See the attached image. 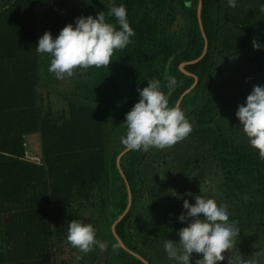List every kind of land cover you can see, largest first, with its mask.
Wrapping results in <instances>:
<instances>
[{"label":"trees","instance_id":"16d2710c","mask_svg":"<svg viewBox=\"0 0 264 264\" xmlns=\"http://www.w3.org/2000/svg\"><path fill=\"white\" fill-rule=\"evenodd\" d=\"M120 3L134 33L130 43L114 50L107 66L74 69L72 96H61L68 108L55 112L40 90L48 82L59 88L69 76L57 80L47 72L48 56L35 51L38 38L46 30L54 38L75 17H95ZM235 4L202 0L207 52L184 66L198 81L179 105L191 132L178 148L128 151L121 157L132 204L115 230L148 264H164L163 240L178 241L177 230L186 226L177 220L186 211L182 201L192 204L194 195L225 205L240 231L235 245L246 248V239H264V159L233 121L250 92L243 90V75L234 67L239 73L254 64L248 82L264 85V48L254 50L251 43L255 39L264 46V14L259 13L264 0ZM197 7L198 0H0V264H69L60 255L65 247L79 251L65 239L72 219L91 223L96 238L106 241L103 250L79 251L80 264H97L98 257L103 264H143L110 231L128 200L116 166L124 150L119 137L125 129L119 128L146 80H160L169 106L194 83L180 65L203 53ZM220 61L233 71L223 80L216 73ZM166 75L176 79L170 91ZM26 152L41 162L26 160ZM140 169L155 171L154 187L144 185ZM205 172L212 175L209 184ZM179 186L189 189L191 198L173 195ZM142 190H149L151 199Z\"/></svg>","mask_w":264,"mask_h":264},{"label":"clouds","instance_id":"9594fccd","mask_svg":"<svg viewBox=\"0 0 264 264\" xmlns=\"http://www.w3.org/2000/svg\"><path fill=\"white\" fill-rule=\"evenodd\" d=\"M227 4L236 6L235 0H227ZM259 13L264 14V4L260 5ZM106 16L115 23L106 20ZM133 35L125 5L110 4L95 17H75L54 38L46 30L38 38L35 51L48 56L47 72L61 80L71 76L76 68L107 66L114 50L123 49ZM251 43L254 50L264 48L255 39ZM146 81L145 87L137 89L138 101L124 116L125 131L119 137L124 150L164 149L184 139L192 130L183 111L178 106H169L160 80ZM165 81L169 91L176 85L172 76L166 75ZM234 115L250 148L264 159V85H253L244 103L237 105ZM192 198V204L183 199L182 209L186 211L177 216L178 221L186 223L176 232L178 241L164 239L163 250L174 264H219L225 259L222 253L234 246L240 231L235 222L229 220L223 204L202 195ZM65 239L80 252L87 253L93 246L105 248V243L96 238L93 225L80 219L67 223ZM193 256L199 259H192ZM228 264H254V261L238 255L229 257Z\"/></svg>","mask_w":264,"mask_h":264},{"label":"rangeland","instance_id":"374dc122","mask_svg":"<svg viewBox=\"0 0 264 264\" xmlns=\"http://www.w3.org/2000/svg\"><path fill=\"white\" fill-rule=\"evenodd\" d=\"M236 61H237V59H236ZM233 62H235V61L233 60ZM223 64H224L223 61H220L219 65H218V68H217V71H216L217 74H221L220 77H221L222 80L224 78L230 76L233 73V71H227V69L224 70ZM254 66H255L254 64H252L249 67L246 65L245 66V70L243 69L244 67L242 66V67H240V72L239 73L236 71V69H237L236 67L237 66L234 67L235 68L234 69L235 70L234 73L239 74V76L241 74L243 75V79H242V81L244 82L243 90L246 89L248 92L251 91L252 85H251L250 82H248L251 77H250V75H247V73L249 72V70H248L249 68H252L251 71H254V69H255ZM238 78H236V81H238V80L240 81V79H238ZM43 81H45V80H43ZM44 83H46V82H44ZM50 88H54V89H56L58 91L56 93V95L53 93L52 90H50ZM72 89H73V86L71 85V78L69 76L63 81V83L61 84V86H59V88H58V86H53V85L50 86V83L48 82L47 83V87L46 88H42L40 90V92L43 95L44 102L48 103V100H49L52 103V107H53L54 111L55 112H60L61 110H65V109L68 108L67 102L63 98H61V96L66 95L68 97H71L72 96L71 95ZM243 90H241V93L244 92ZM246 90H245V92H246ZM184 114H186V113H184ZM233 121L235 123H239L237 118H235V120H233ZM121 125H122V123H121ZM123 129H125V127L122 125V127H120L119 130L121 131ZM180 144H181V140L176 142L172 146L178 148ZM173 153L174 152H172L171 154H173ZM176 153H177V151H176ZM142 155H144V154H142ZM166 159H167V162L168 161L170 162V157H166ZM155 167L156 166H154V168ZM161 168H163V167H161ZM205 171L209 172L206 169H205ZM139 172H140V177H142L143 180H144V185L146 184L147 186L149 185L150 187H154L155 171L153 170L151 172L150 169L149 170L146 169V171L140 169ZM211 177H212V175H210V173H206V175H204V179H205V183L206 184H209V183L212 182L211 181L212 180ZM178 183L182 185V182L178 181ZM171 184L172 183H170V185ZM113 186H114V184H113ZM168 186H169V184H168ZM193 188L195 189L196 187L193 186ZM186 190L187 191H184L182 186H179L177 191H173V195L174 194L179 195L181 193H185V195L188 194V196L191 198L192 195L191 196L189 195L190 194L189 193L190 190L189 189H186ZM142 192H143L144 196L146 195L147 198L151 199L152 196H151V193L149 192V190H147L146 193H145V190H142ZM166 197H167L166 199L170 198V197H168V195ZM171 199H173V198H171ZM175 201H178V200L175 199ZM114 220H112V222L110 224V231H111V225H112ZM103 225H105V224L103 223ZM104 234H106V233H104ZM177 238L179 239L178 236H177ZM104 243H106V241H104ZM243 244L246 245V248H241L240 247L241 245H235L234 244V246L232 248H230L226 252L222 253V255L225 258L228 257L229 254L231 255V258H235L236 256L240 255L242 258H247V259H250V260L254 261V264H264V239L258 238V241L253 242V240H251L250 243L246 239L242 243V245ZM242 255H245V256L243 257ZM60 257L63 258L64 260L68 261L69 264H80V259H81L82 256H81L79 251L70 249L69 247H65V248H63V254H61ZM192 259H199V257L193 256ZM224 260H226V259H224ZM163 261H164V264H174V262L169 260L167 258V256L164 257ZM96 262H97V264H103L101 257L100 258L98 257ZM223 262H225V261L222 260V261L219 262V264H223Z\"/></svg>","mask_w":264,"mask_h":264},{"label":"water","instance_id":"95a60500","mask_svg":"<svg viewBox=\"0 0 264 264\" xmlns=\"http://www.w3.org/2000/svg\"><path fill=\"white\" fill-rule=\"evenodd\" d=\"M201 9H202V0H198V7H197V16H198V23H199V28L201 30V33H202V36H203V39H204V49H203V53L201 54V56L199 58H197L196 60H193V61H190V62H185V63H182L180 65V70L185 73L186 75H189V76H192L194 78V83L192 84V86L178 99V101L176 102L175 106H178L180 105L183 97L188 94L197 84V77L192 74V73H189L187 72L185 69H184V66L186 65H189V64H192V63H196L198 61H200L206 54L207 52V46H208V41H207V38H206V35L204 33V29L202 28V20H201ZM126 152H128V150H123L116 158V166H117V169L121 175V177L123 178L124 180V183H125V186H126V189H127V195H128V200H127V206H126V209L125 211L119 215V217H117L112 225H111V232H112V235L115 237L117 243L119 244V246L124 249L125 251L129 252L130 254L134 255L135 257H137L138 259H140L143 264H148V262L142 258L140 255H138L137 253L135 252H132L131 250H129L123 243V241L121 240V238L118 236V234L116 233V225L123 219V217L125 216V214L129 211L130 207H131V204H132V193H131V189H130V185L128 183V180L127 178L125 177L122 169H121V166H120V160H121V157L123 154H125ZM130 224V222L128 223V225Z\"/></svg>","mask_w":264,"mask_h":264},{"label":"built area","instance_id":"2783aa9c","mask_svg":"<svg viewBox=\"0 0 264 264\" xmlns=\"http://www.w3.org/2000/svg\"><path fill=\"white\" fill-rule=\"evenodd\" d=\"M25 159L32 161V162H35V163L41 162L40 157L38 155H33V154L28 153V152H26V154H25Z\"/></svg>","mask_w":264,"mask_h":264},{"label":"crops","instance_id":"0c3cea01","mask_svg":"<svg viewBox=\"0 0 264 264\" xmlns=\"http://www.w3.org/2000/svg\"><path fill=\"white\" fill-rule=\"evenodd\" d=\"M40 157V156H39Z\"/></svg>","mask_w":264,"mask_h":264}]
</instances>
